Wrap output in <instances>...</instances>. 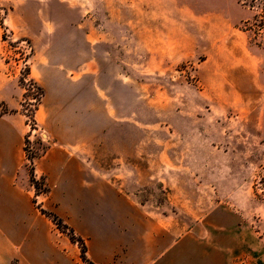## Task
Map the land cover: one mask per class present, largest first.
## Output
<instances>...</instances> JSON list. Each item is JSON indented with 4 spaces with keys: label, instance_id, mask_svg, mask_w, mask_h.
Here are the masks:
<instances>
[{
    "label": "rangeland",
    "instance_id": "rangeland-1",
    "mask_svg": "<svg viewBox=\"0 0 264 264\" xmlns=\"http://www.w3.org/2000/svg\"><path fill=\"white\" fill-rule=\"evenodd\" d=\"M42 2L0 0V116L24 115L29 156L48 147L32 128L39 92L28 79V36L50 27L39 25L51 18L36 10ZM61 2L64 18L90 19L113 76L102 84V133L83 153L103 182L88 202L99 221L82 216V203L55 202L47 213L66 217L92 259L106 248L123 261L126 222L140 212L175 237L193 230L222 244L228 264H264V0ZM9 96L19 105L5 106ZM32 172L24 159L16 184L30 186ZM37 184L34 197L47 190ZM50 222L55 244L82 264L79 245Z\"/></svg>",
    "mask_w": 264,
    "mask_h": 264
},
{
    "label": "crops",
    "instance_id": "crops-1",
    "mask_svg": "<svg viewBox=\"0 0 264 264\" xmlns=\"http://www.w3.org/2000/svg\"><path fill=\"white\" fill-rule=\"evenodd\" d=\"M61 3H38L36 10L51 13L39 25L50 27L28 36L33 47L28 79L43 93L33 120L48 146L34 161L33 175L36 181H45V194L34 197L31 185L16 184L25 159L24 115L15 109L0 116V264H78L75 255L64 254L55 244L50 219L36 207L34 198L46 212L52 211V203L62 202L82 203L86 219L99 221L101 214L88 202L101 197L103 182L91 174L83 153L102 133V84L113 74L107 69L108 60L103 61L107 54L101 49L102 37L88 30L90 19L84 13L80 21L64 18ZM115 80L118 83V70ZM2 102L8 108L19 105L11 96ZM135 217V224L126 222L123 261L115 263L114 252L106 248L99 258L86 256L87 260L91 264H228L222 244L208 242L193 230L175 237L171 228L151 225L140 212Z\"/></svg>",
    "mask_w": 264,
    "mask_h": 264
},
{
    "label": "trees",
    "instance_id": "trees-1",
    "mask_svg": "<svg viewBox=\"0 0 264 264\" xmlns=\"http://www.w3.org/2000/svg\"><path fill=\"white\" fill-rule=\"evenodd\" d=\"M262 26H264V7L262 8ZM37 90H38V92H39V99L37 100V103H36V105L34 106V109H33V111H32V120H31V122L33 123V127H32L33 129H37V127H36V125H35V123H34V120H33V115H34L35 110H36L37 107H38V104H39L40 99H41L42 94H43V93H42V90H41L40 88H37ZM24 142H25V146H24L25 159H26L27 162L30 163V165H31V167H32V171H33L34 161H35L38 157H40L41 155H43V154L45 153L47 147H46V149L42 152L41 155H37V154H36V155H31V156H29V155H28V149H27V147H26V144H28V137H27V136H26ZM29 182H30L31 186H32V187L36 190V192H37V190L39 189V187H38L37 181H36L35 178H34L33 172H32V176L29 178ZM43 192L45 193L46 191L44 190ZM36 194H37V193H36ZM34 203L36 204L35 200H34ZM40 211H41V213H42L43 215H45L46 217H48V218L52 219L54 222H56V224H57L58 226L61 225V226H63V228H64L65 230L68 231V233H69L68 236H69L71 242H72V243H77V244L79 245V248H80V258H81L82 262H83L84 264H91V263L87 260V258H86V246H85V243H84L83 239H81L80 237H76V236L74 235L73 231H72L71 229H69L67 226H65V225L60 221V219H58L55 215L50 214V213H47V212L42 211V210H40Z\"/></svg>",
    "mask_w": 264,
    "mask_h": 264
}]
</instances>
